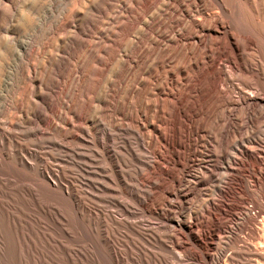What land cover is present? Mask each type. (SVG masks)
<instances>
[{
    "label": "bare ground",
    "instance_id": "obj_1",
    "mask_svg": "<svg viewBox=\"0 0 264 264\" xmlns=\"http://www.w3.org/2000/svg\"><path fill=\"white\" fill-rule=\"evenodd\" d=\"M14 1L0 0V125L7 126L0 127V264H166L163 237L172 239L167 253L177 264H264V0H117L127 13L112 22L124 20L117 35L105 23L95 28L96 18L109 20L113 0H80L69 10L77 19L69 37L83 50L54 47L62 57L50 60L69 75L61 96L44 93L43 65L52 53L43 54L36 79L33 36L24 29L6 36ZM25 1L31 6L23 24L30 28L32 14L48 13L39 0ZM80 55L95 75L83 101L72 75ZM35 125L46 130L40 140L51 143V159L64 145L94 148L104 188L82 193L67 181L66 167L51 183V165L28 154L32 140L18 142ZM131 134L154 160L144 165L135 151H116ZM79 136L91 144L67 143ZM131 182L146 184L141 197L128 190ZM235 182L240 202L256 209L243 249L236 246L243 226L224 225L238 206H216ZM117 200L140 208L128 213L123 206L121 216L155 217L169 235L155 236L151 246L145 238L153 229L98 210L97 203ZM202 213L209 219L199 223Z\"/></svg>",
    "mask_w": 264,
    "mask_h": 264
},
{
    "label": "rangeland",
    "instance_id": "obj_2",
    "mask_svg": "<svg viewBox=\"0 0 264 264\" xmlns=\"http://www.w3.org/2000/svg\"><path fill=\"white\" fill-rule=\"evenodd\" d=\"M41 4H44L47 10V13L45 16H33L32 26L24 27L23 14L27 11H29L30 4L27 3L25 0H15L12 6L11 10V18L8 25H10V28L8 30V35H17V30L24 29L26 32V37H29V35L33 36V46L35 53L33 54V69L31 71V76H33L36 79H38L39 71L41 68L40 62L42 61L43 54L45 52H51L52 55L50 59L47 61L46 64L43 65V71L45 72V81L48 85V89L44 91V93H50L55 96H61L66 94L67 91H65L66 83L68 80V74H66L64 71L56 72V69L54 66H52L50 60L52 58H56V60L59 58L61 59L62 54L57 53L56 50L53 51V48L56 47L58 50L65 49L66 47L71 46L75 51L81 52L83 50V47L80 43L72 41L69 37V33L74 30L76 27L77 19L74 17V13L70 14L69 10L72 9V6L75 9H77V5L80 0H39ZM98 3V1H96ZM113 5L112 13L110 14L109 20L103 19H95V28H101L102 23L104 25V29H107L109 33L113 34H119L122 29H124V20L122 18H119L115 23H112L114 18L120 16H127L126 9L123 7V4H121L117 0H113L111 2ZM73 8V9H74ZM74 9V10H75ZM100 17V16H98ZM75 18V19H74ZM73 20L74 23L72 24V27L69 29L68 24L69 22ZM26 28V29H25ZM28 29V30H27ZM92 32H95V29H91ZM27 33L29 35H27ZM96 41L100 42L101 46H108L110 45V42L106 41L103 38V35L101 34H93ZM109 39H112L109 37ZM1 53V52H0ZM99 56L103 59H105V54L99 53ZM78 63H74L75 65V72L73 77L76 79L75 86H76V93L80 100H84L88 89H90L94 85V79L95 75L89 70L88 68V59H83L82 56H78L76 59ZM50 63V64H49ZM95 65V64H94ZM222 66V63H221ZM96 68H99L98 65H96ZM73 69V67L71 68ZM223 70L227 71L228 69L223 66ZM236 91H232L229 95L232 98H236ZM21 93L20 85L14 89V97H18V95ZM234 94V95H233ZM75 126L78 125L77 122H74ZM5 126V127H4ZM4 130L7 129L6 125H0ZM30 131L28 135H25L24 137H19L18 142L25 144L26 141L32 140V145L27 146L28 154H32L36 157H39L41 159L46 160V162L51 165L49 167V170L45 171L47 178L51 183L55 182V179L58 177V173L60 169L65 168L68 173L66 175L68 176L67 181L69 183H72L76 188L81 191L84 194H90L93 190V192L101 191L104 186L102 185V181L106 180V174L102 173V167L103 164L100 162L98 163L100 157L99 154L96 152L94 148L87 147L90 149H81L77 148V150L72 148H65L62 147V151L64 152L60 156H55L54 159L49 158L47 155H45L46 152H48V148L51 144L49 142L46 143V141L42 142L40 139L46 134V130L41 125H35L30 126ZM17 133V131H16ZM39 138V140H38ZM264 140L262 141L263 144ZM66 144V141L63 142ZM67 143L70 144H91V141L85 137H80L78 140H74V137L70 138ZM56 144H59L56 143ZM115 147L116 151H121L122 154L129 155L130 152H136L139 156L137 157L138 161L141 164H148L151 162L152 157L149 154V151L145 149L144 145H142L139 141H137V137L135 135H130L128 139H125L124 141L118 142ZM123 144V145H122ZM262 147V146H261ZM259 150V149H258ZM86 151V152H85ZM261 153H264V150H261ZM263 151V152H262ZM66 152V153H65ZM126 157V155H125ZM261 159L262 164L264 165V156H259ZM22 159L26 164H30V160L27 155H22ZM98 166V167H97ZM137 169H139L141 166L138 163L134 164ZM70 168V169H69ZM130 171L133 169L127 168ZM125 170V168H124ZM52 171V172H51ZM97 173V174H96ZM57 175V176H56ZM71 178V179H70ZM247 180L246 187L249 189L253 188ZM62 184V183H61ZM236 187L235 191L232 192L230 195H221L217 197L216 206H219L221 211L228 212L232 207L238 206V210L231 214L230 217L225 219L224 225L225 228L228 226L231 228H235L237 225H242L243 228L236 232V238L237 243L236 246L240 249H243L248 243V232L254 229L253 224L251 223V216L252 213H256V209L252 206L250 202L241 203L240 202V186H238V183L235 182ZM64 185V184H62ZM251 187H250V186ZM146 184H138V182H131L129 183L128 190H132L135 194H137L139 197H141L140 191L146 190ZM91 195V194H90ZM101 203H97L98 210L102 213L110 215L112 218H115L117 220H128L127 222L130 223H137L140 227L143 228V230H147L148 228L153 229L151 233H146L145 240L148 241V244L151 246H154V242L156 241L157 235H164L167 236L166 229L162 227V225L158 224V221L149 218L145 219L140 215L134 214L130 218H125L120 215L118 210L124 207V210H126L128 213H136L140 210L139 206H137L134 202H125L124 204H121L119 200H117L115 203L109 204V205H100ZM136 207H135V206ZM245 206V208H244ZM251 206V207H250ZM138 209V210H137ZM212 212V209L211 211ZM221 212V214H222ZM236 213V214H235ZM247 213V214H245ZM119 214V215H118ZM220 214V213H219ZM203 215V216H202ZM201 218H198V222L202 223L209 219V215L207 213H202ZM230 218V219H229ZM230 220V221H229ZM160 222V221H159ZM238 223V224H237ZM160 225V226H159ZM147 228V229H146ZM203 230V231H202ZM205 229L202 228L200 235L204 236ZM145 234V233H144ZM177 239V238H176ZM170 238H161L162 243L165 245L166 249L162 247L164 250V254L167 258L166 264H177L174 259L167 253V248H170ZM178 241H180L178 239ZM248 242V243H247ZM148 245V246H149ZM148 249V248H147ZM200 251H202V248H200ZM226 253V250H225ZM171 261V262H170ZM189 263V260H186L184 264Z\"/></svg>",
    "mask_w": 264,
    "mask_h": 264
}]
</instances>
